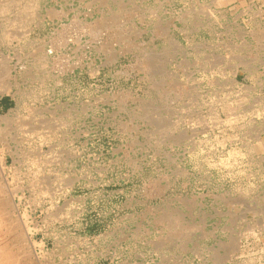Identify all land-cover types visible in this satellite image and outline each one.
I'll list each match as a JSON object with an SVG mask.
<instances>
[{"label":"rangeland","instance_id":"374dc122","mask_svg":"<svg viewBox=\"0 0 264 264\" xmlns=\"http://www.w3.org/2000/svg\"><path fill=\"white\" fill-rule=\"evenodd\" d=\"M1 54L36 263L264 264V0H0Z\"/></svg>","mask_w":264,"mask_h":264},{"label":"bare ground","instance_id":"6f19581e","mask_svg":"<svg viewBox=\"0 0 264 264\" xmlns=\"http://www.w3.org/2000/svg\"><path fill=\"white\" fill-rule=\"evenodd\" d=\"M2 56L3 54L0 55V80L3 81V85H0V93L4 89L9 90L11 88L12 86L11 79L14 78L12 75V68L10 65V61L7 59L9 57L5 56L3 58ZM3 120L7 121L8 117L0 116V130L2 131H3V127L1 123L3 122ZM1 139L6 140L5 137H3L2 135L0 136V140ZM4 169H5L4 158L0 157V181H2ZM16 196L17 195H14V193H12L11 196L5 197L2 186L0 185V218L2 220L3 225L7 226L8 233L10 235L9 237L13 240V248L11 245L10 251L8 249V251L6 250L4 252L3 261L7 263H3V262L0 263L1 264H39L40 262L36 263L33 259V255H34L33 250L35 249L34 248L35 243L32 242L33 244H31L28 236L31 229L26 224V222H24V220L21 219L22 217H20L19 214L18 216H15L18 211ZM1 258L0 260H2Z\"/></svg>","mask_w":264,"mask_h":264},{"label":"trees","instance_id":"16d2710c","mask_svg":"<svg viewBox=\"0 0 264 264\" xmlns=\"http://www.w3.org/2000/svg\"><path fill=\"white\" fill-rule=\"evenodd\" d=\"M5 104H6V107H8V102L7 101L5 102Z\"/></svg>","mask_w":264,"mask_h":264}]
</instances>
